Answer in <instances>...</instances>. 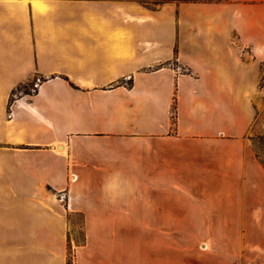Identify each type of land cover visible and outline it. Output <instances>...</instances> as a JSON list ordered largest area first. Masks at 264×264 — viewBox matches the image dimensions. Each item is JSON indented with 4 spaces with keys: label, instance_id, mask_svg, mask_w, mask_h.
<instances>
[{
    "label": "crops",
    "instance_id": "crops-1",
    "mask_svg": "<svg viewBox=\"0 0 264 264\" xmlns=\"http://www.w3.org/2000/svg\"><path fill=\"white\" fill-rule=\"evenodd\" d=\"M18 87L30 94L10 101ZM263 112L264 0H0V264H65L67 212L45 187L61 194L69 177L134 171L144 187L69 194L87 232L128 228L134 208L139 232H160L178 187L226 166L263 205L244 140Z\"/></svg>",
    "mask_w": 264,
    "mask_h": 264
},
{
    "label": "rangeland",
    "instance_id": "rangeland-1",
    "mask_svg": "<svg viewBox=\"0 0 264 264\" xmlns=\"http://www.w3.org/2000/svg\"><path fill=\"white\" fill-rule=\"evenodd\" d=\"M139 1L150 9L163 4L176 5L161 0ZM240 4L251 3L242 1ZM247 139L262 166L264 112L256 118L249 136L244 140ZM224 149L225 152L231 150L228 146ZM132 172L127 177L118 176L94 186H74L69 177L68 185L61 194L45 187L48 194L58 196L67 212L65 264H264V204L255 203V199L259 198L256 192L242 185L244 172L229 166L207 171L204 178L207 177L205 181L208 184L205 186L178 187L176 211L171 212V217L168 211H161L160 232H139L136 208L129 211L128 228L123 224L118 228H108L106 232H87L83 213L69 214V194H118L129 195L130 200H135L131 196L142 192L144 187L132 177ZM215 177L222 179L219 184ZM252 177L258 181L257 189L264 194V180L261 181L255 172ZM161 192H168V187L162 186ZM132 204L136 205V202Z\"/></svg>",
    "mask_w": 264,
    "mask_h": 264
},
{
    "label": "trees",
    "instance_id": "trees-1",
    "mask_svg": "<svg viewBox=\"0 0 264 264\" xmlns=\"http://www.w3.org/2000/svg\"><path fill=\"white\" fill-rule=\"evenodd\" d=\"M161 1H163L164 3L173 2L176 5H179V4H198V3H203L200 0H161ZM20 92H22L23 94H30V91H28L27 88H25V87H18L12 93V96H11L10 101L13 100V95H15L16 93H20ZM257 157L259 158V156H257ZM261 164L264 167V161H261Z\"/></svg>",
    "mask_w": 264,
    "mask_h": 264
}]
</instances>
